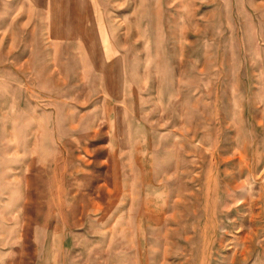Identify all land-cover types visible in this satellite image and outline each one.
Returning a JSON list of instances; mask_svg holds the SVG:
<instances>
[{
    "label": "rangeland",
    "instance_id": "obj_1",
    "mask_svg": "<svg viewBox=\"0 0 264 264\" xmlns=\"http://www.w3.org/2000/svg\"><path fill=\"white\" fill-rule=\"evenodd\" d=\"M108 79L165 184L94 240L58 188L103 152L69 127ZM0 264H264V0H0Z\"/></svg>",
    "mask_w": 264,
    "mask_h": 264
},
{
    "label": "crops",
    "instance_id": "obj_2",
    "mask_svg": "<svg viewBox=\"0 0 264 264\" xmlns=\"http://www.w3.org/2000/svg\"><path fill=\"white\" fill-rule=\"evenodd\" d=\"M110 80L106 84L109 91L105 89L107 96H104L100 86L95 87L87 104L70 116L69 128L72 132L87 130L90 139L99 140L98 137H101V142H97L94 148H101L103 152L88 161L92 163L89 167L91 171L86 170V175H64L63 185L58 188L65 199L68 196L79 200L78 203L76 200L71 202L73 214L76 215L77 208L80 209L78 225L74 224L73 219L70 226L66 225L67 228L94 240L103 237L104 240H114L115 231H119L121 213H137V210L128 211L121 199H133V208H138L145 193L148 197L162 194L165 184L161 173L156 172V164L152 163L148 146L151 141L149 125L140 116L136 117L135 86L127 80ZM103 87L106 88L105 85ZM68 119L67 116L66 124ZM103 147H106L105 150ZM56 190L55 187L54 193ZM63 209L67 215L65 206L60 208V213ZM147 212L157 215L155 211ZM95 246L99 247L100 244Z\"/></svg>",
    "mask_w": 264,
    "mask_h": 264
}]
</instances>
